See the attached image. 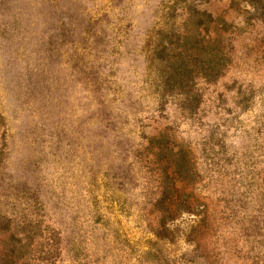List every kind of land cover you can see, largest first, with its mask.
Listing matches in <instances>:
<instances>
[{"label":"rangeland","instance_id":"obj_1","mask_svg":"<svg viewBox=\"0 0 264 264\" xmlns=\"http://www.w3.org/2000/svg\"><path fill=\"white\" fill-rule=\"evenodd\" d=\"M219 29L159 106L150 50ZM0 264H264V0H0Z\"/></svg>","mask_w":264,"mask_h":264},{"label":"trees","instance_id":"obj_2","mask_svg":"<svg viewBox=\"0 0 264 264\" xmlns=\"http://www.w3.org/2000/svg\"><path fill=\"white\" fill-rule=\"evenodd\" d=\"M249 1L259 2L260 0ZM203 15L205 14L203 13ZM206 16L209 20H212L210 14ZM83 19L85 20H83V23L80 22V24L85 23L86 26L80 30V25H76L73 34L81 35L94 29L101 30L102 22L100 19H95L91 16H86ZM221 32L222 29H219L217 33H213L212 35L208 33L201 34L202 30L196 34L182 33L180 38L183 43L181 47L174 49L168 48L164 44H160V42L157 45L155 44L156 46L150 50V55H152L153 59L164 64V69L162 74H160V84L156 85L158 90H160L158 91L159 106L164 104V95H169L170 93L181 95L180 107L182 109L192 110L198 106L199 99L193 92L196 79L209 75L213 79H216L222 75L223 69L228 63L227 49L224 45H220ZM171 168L173 172V184L177 188V186H181L179 164L174 163L171 165ZM184 192L181 191L180 194L176 193L168 197V204L170 203L172 206L179 204L184 209L189 210V207H191L189 202L191 201L189 200L190 195ZM200 209L197 207L196 213L201 212Z\"/></svg>","mask_w":264,"mask_h":264}]
</instances>
